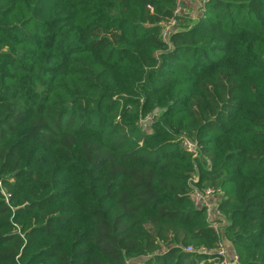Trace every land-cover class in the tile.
<instances>
[{
  "label": "trees",
  "instance_id": "trees-1",
  "mask_svg": "<svg viewBox=\"0 0 264 264\" xmlns=\"http://www.w3.org/2000/svg\"><path fill=\"white\" fill-rule=\"evenodd\" d=\"M181 2L0 0V264H264V0Z\"/></svg>",
  "mask_w": 264,
  "mask_h": 264
},
{
  "label": "built area",
  "instance_id": "built-area-1",
  "mask_svg": "<svg viewBox=\"0 0 264 264\" xmlns=\"http://www.w3.org/2000/svg\"><path fill=\"white\" fill-rule=\"evenodd\" d=\"M187 1H201V8L205 9L206 3L211 0H187ZM175 16L182 15L184 12L183 3L181 2L175 11ZM179 24L176 19L171 20L168 23L163 24V32L165 38L168 37L174 28ZM183 147L185 150L194 154L195 157H198L199 148L198 146L190 141L189 139H183ZM194 182H198V179L195 178ZM218 191L214 189H204L202 191L195 189L192 193L191 200L194 202L196 206L203 207L207 209L208 218L210 219L211 227L217 232H220L221 224L223 223V216H221L220 212L215 209V206L212 202V198L216 197ZM193 248H189L188 252H194ZM204 251V250H203ZM218 253L222 259L218 261L216 264H239L240 263V256L235 250L229 251L225 241H221L219 243Z\"/></svg>",
  "mask_w": 264,
  "mask_h": 264
},
{
  "label": "crops",
  "instance_id": "crops-1",
  "mask_svg": "<svg viewBox=\"0 0 264 264\" xmlns=\"http://www.w3.org/2000/svg\"><path fill=\"white\" fill-rule=\"evenodd\" d=\"M183 8H184L185 14H188V15L192 13L196 14L195 12L201 8V1H189L187 3L185 2ZM213 198H212V201H213ZM226 246L228 250L231 251V248L229 247L227 243H226Z\"/></svg>",
  "mask_w": 264,
  "mask_h": 264
},
{
  "label": "rangeland",
  "instance_id": "rangeland-1",
  "mask_svg": "<svg viewBox=\"0 0 264 264\" xmlns=\"http://www.w3.org/2000/svg\"><path fill=\"white\" fill-rule=\"evenodd\" d=\"M195 13L196 14H193L192 13V14H189V15L190 16L191 15H194V20H195V22H197L200 19L201 15H202V12L200 10H197ZM212 202H213L214 206H216V204L219 202V196L216 195V197L213 198V201Z\"/></svg>",
  "mask_w": 264,
  "mask_h": 264
}]
</instances>
